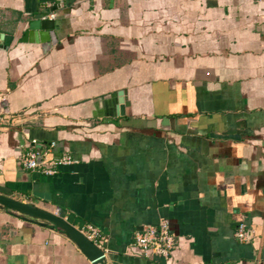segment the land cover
<instances>
[{
  "label": "crops",
  "instance_id": "crops-1",
  "mask_svg": "<svg viewBox=\"0 0 264 264\" xmlns=\"http://www.w3.org/2000/svg\"><path fill=\"white\" fill-rule=\"evenodd\" d=\"M0 114V194L105 254L0 205V264H264V0H0ZM31 149L77 163L47 176ZM162 219L176 249L141 256Z\"/></svg>",
  "mask_w": 264,
  "mask_h": 264
},
{
  "label": "built area",
  "instance_id": "built-area-1",
  "mask_svg": "<svg viewBox=\"0 0 264 264\" xmlns=\"http://www.w3.org/2000/svg\"><path fill=\"white\" fill-rule=\"evenodd\" d=\"M54 18V15H51ZM6 116L0 114V125L5 121ZM36 145L37 141H33ZM77 161L71 155H63L56 159L49 158V152L41 149H31L22 157L24 168L32 171H38L47 176H57L63 167L76 164ZM91 240L99 236L97 229L89 225L87 227ZM237 237L241 240H247V230L244 224H241L237 230ZM134 246L143 257H163L168 259L176 249L177 241L172 231L170 221L162 219L157 226H148L138 229L134 236Z\"/></svg>",
  "mask_w": 264,
  "mask_h": 264
},
{
  "label": "water",
  "instance_id": "water-1",
  "mask_svg": "<svg viewBox=\"0 0 264 264\" xmlns=\"http://www.w3.org/2000/svg\"><path fill=\"white\" fill-rule=\"evenodd\" d=\"M54 28L55 21L49 19H40L32 22L30 25V31L33 33H37L39 36L38 40L42 43L47 42L45 40V37L51 35V45L56 44L57 42L54 34H52ZM6 40L7 38L5 39V42ZM0 205L9 210L15 211L27 218H30L31 220H39L42 222L53 224L56 228H59L60 230L65 232L68 238H70L79 247V249L91 262L100 263L105 259L104 251L94 241H92L83 232L69 223L66 219L55 214L54 212L23 203L1 194Z\"/></svg>",
  "mask_w": 264,
  "mask_h": 264
}]
</instances>
